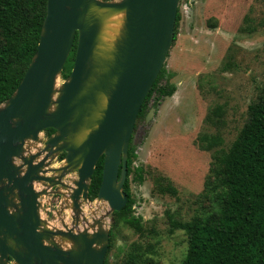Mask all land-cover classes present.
Instances as JSON below:
<instances>
[{
  "label": "water",
  "instance_id": "water-1",
  "mask_svg": "<svg viewBox=\"0 0 264 264\" xmlns=\"http://www.w3.org/2000/svg\"><path fill=\"white\" fill-rule=\"evenodd\" d=\"M177 8L178 0H46L36 52L0 104V264L104 263L106 218L126 205L128 144ZM75 39L71 71L58 84ZM101 157L95 200L108 211L89 224L82 206ZM54 196L62 199L56 216L70 211L69 225L50 224Z\"/></svg>",
  "mask_w": 264,
  "mask_h": 264
},
{
  "label": "rangeland",
  "instance_id": "rangeland-1",
  "mask_svg": "<svg viewBox=\"0 0 264 264\" xmlns=\"http://www.w3.org/2000/svg\"><path fill=\"white\" fill-rule=\"evenodd\" d=\"M177 9L181 20L163 64L166 79L161 83L169 81L176 91L159 102L148 121H138L133 131L135 164L145 170V182L130 186L136 201L134 214L148 230L156 232L159 264H180L185 252L182 233L168 234L165 211H178L188 218L197 209L192 203L211 161L210 153L199 148L200 137L216 132L205 122L206 116L212 109L222 108L220 133L227 146L245 120L247 105L264 83V0H179ZM247 25L256 31L243 32ZM62 81L60 77L58 84ZM157 175L170 181L177 198L153 192ZM61 203V197L50 200L51 215L55 216L50 224L58 228L61 219L66 225L71 222L70 211L56 216ZM43 210L49 212L47 206ZM107 211V205L96 200L82 206L89 224ZM110 224L111 215L105 225L110 229ZM135 240L137 236L121 229L110 261H116Z\"/></svg>",
  "mask_w": 264,
  "mask_h": 264
},
{
  "label": "trees",
  "instance_id": "trees-1",
  "mask_svg": "<svg viewBox=\"0 0 264 264\" xmlns=\"http://www.w3.org/2000/svg\"><path fill=\"white\" fill-rule=\"evenodd\" d=\"M45 12L46 0H0V104L15 91L36 52ZM180 20L177 9L172 42ZM246 27L243 32L256 31L250 25ZM75 48L76 39L63 67L62 79L71 71ZM165 74L162 67L141 106L137 122L145 120L151 108L156 109L162 99L176 91L169 81L161 84ZM223 115L221 107L212 109L205 122L216 132L200 137L199 148L210 153L211 161L202 189L192 203L197 209L188 218L178 211H165L168 234L181 232L184 236L185 252L180 264H264V83L247 105L245 120L227 146L220 133ZM52 133L49 129L45 135ZM62 158L63 155L58 160ZM136 158L132 135L123 184L126 205L111 214L109 246L103 264H159L157 234L134 214L136 201L130 186L145 182V170L135 164ZM102 164L101 157L90 180L89 201L96 199ZM153 184V192L177 198V190L168 179L157 175ZM121 229L130 231L137 240L128 243L121 256L112 262L110 256Z\"/></svg>",
  "mask_w": 264,
  "mask_h": 264
},
{
  "label": "bare ground",
  "instance_id": "bare-ground-1",
  "mask_svg": "<svg viewBox=\"0 0 264 264\" xmlns=\"http://www.w3.org/2000/svg\"><path fill=\"white\" fill-rule=\"evenodd\" d=\"M118 17H120V16H118ZM113 19H116V18H113Z\"/></svg>",
  "mask_w": 264,
  "mask_h": 264
},
{
  "label": "flooded vegetation",
  "instance_id": "flooded-vegetation-1",
  "mask_svg": "<svg viewBox=\"0 0 264 264\" xmlns=\"http://www.w3.org/2000/svg\"><path fill=\"white\" fill-rule=\"evenodd\" d=\"M58 162H60V161L58 160Z\"/></svg>",
  "mask_w": 264,
  "mask_h": 264
}]
</instances>
